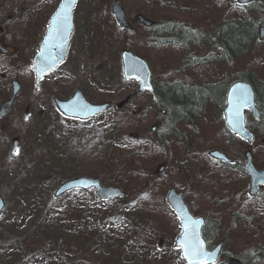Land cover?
I'll list each match as a JSON object with an SVG mask.
<instances>
[{
  "label": "rangeland",
  "instance_id": "374dc122",
  "mask_svg": "<svg viewBox=\"0 0 264 264\" xmlns=\"http://www.w3.org/2000/svg\"><path fill=\"white\" fill-rule=\"evenodd\" d=\"M58 1L0 0V48L6 51L0 52V104L10 95V81L16 80L21 86L8 115L0 119V198L5 206L0 215V264H183L173 248L177 232L174 215L168 210L172 215L169 223L163 217H153L160 220L162 228L138 203L152 188L149 182L157 187L158 197L153 194L157 204L167 207L166 193L174 189L191 216L218 223L208 248L223 241V253L229 258L239 254L243 264L259 257L264 245L256 243L242 249L232 242L226 222L233 218L221 216L224 213L218 212L220 208L217 211L218 206L226 209L231 204L234 208L243 205L247 177L236 169L225 170L207 157L218 150L242 167L249 147L237 139L223 145L222 114L213 106L202 108L195 120L187 119L171 129L158 119L165 111L153 110L150 95L138 93V84L123 78L120 54L124 47L139 58L146 52L152 79L188 87L213 84L223 78L230 81L238 71L251 67L248 63L252 60L244 59L236 65L214 60L222 49L213 53L207 49L196 53L194 49L190 59L205 61L194 67L184 63L183 53L167 51L153 56L145 43H138L140 33L149 31L131 23L132 32H126L115 24L110 13L112 0H79L65 61L35 87L28 63L38 52L47 19ZM118 1L129 20L137 14L158 20L155 0ZM220 1L232 15H242V7L234 0ZM183 2L176 0L171 6L180 9L178 21L202 36L201 24L193 22L200 9L192 6L182 11ZM201 15L202 25L205 19L208 21L209 32L210 21H222L216 19L218 13L214 11L206 17ZM163 62L167 65L162 66ZM75 89L92 104L111 102L112 106L87 122L67 120L56 110L53 98L67 99ZM126 99L118 109L116 105ZM246 123L258 134L261 127L249 114ZM130 137L157 139L167 148L165 152L168 150L152 168L142 170L146 183L137 187L135 194L123 188L119 175L118 145ZM260 147L262 151L252 159L258 170L264 167L263 136H258L250 149ZM160 166L164 168L158 174ZM217 171L232 178L230 191H221L215 182L202 191L206 174ZM78 176L97 178L104 186L120 188L126 196L101 202L89 191L53 198L61 183ZM171 219L176 225L170 223ZM216 264L226 262L220 259Z\"/></svg>",
  "mask_w": 264,
  "mask_h": 264
},
{
  "label": "trees",
  "instance_id": "16d2710c",
  "mask_svg": "<svg viewBox=\"0 0 264 264\" xmlns=\"http://www.w3.org/2000/svg\"><path fill=\"white\" fill-rule=\"evenodd\" d=\"M163 1L164 4L161 5L157 3L158 0L154 1L156 14H158V20H155L157 26L147 33H140L138 40V43L142 42L147 45L146 50L150 51L151 49L150 52L154 54L153 56L167 51L183 53L186 55L184 63L188 67H194L200 62H205L204 59L197 61L190 59L194 49L197 50L196 53H200V51L205 49L211 53L222 49L223 51H219V56L214 60H226L234 65L244 59L252 61L248 63L251 67L238 71L236 77H232V80L228 81V79L223 78L219 82L200 87H188L177 82L160 84L152 79L153 93L156 97L154 102L151 100L153 102L152 108L158 113H161L162 110L165 111L164 116L161 113L162 116L159 114L158 119L165 121L172 129L174 125L187 119L195 120L199 111L206 106L216 107L217 111L221 112L226 89L237 78L238 80L246 81L254 89L256 105L260 111L259 120L255 122V125L261 127L256 136L257 139L258 136L264 137V40L259 41L257 38L258 27L264 25V0H260L261 4H257L254 1V3L242 7V15H232L230 10L226 11L220 0H183L182 11L192 6L200 9L201 13L196 12L193 22L194 24H201L202 36H198L192 27L178 21L180 9L171 7L176 4V0ZM204 9L207 10V13H205ZM212 11L218 13L216 19L222 21H217V24L210 21L211 31L209 32L206 30V22L208 21L205 19L204 25H202L201 14L206 17ZM226 14L228 17L222 18ZM164 20H172L174 23H167ZM129 21L134 23L133 18ZM123 49H126V47ZM224 51L227 54L226 58L224 57ZM143 54L142 59L150 63L147 53L143 52ZM255 63L260 66H255ZM166 65L167 63H162V66ZM23 68V65L19 67L21 70ZM187 90L192 93H187ZM220 129L224 135V146L235 141V138L224 129L223 125H220ZM155 142L158 144L156 145ZM155 142L148 139L130 137L118 145V151L121 152L119 175L121 176L123 188H126L132 194H135L134 190L137 187L146 183L142 170L146 167L152 168L158 162L157 158H163L166 156L164 155L166 152L168 154V150L165 152L167 148L160 144L159 140L156 139ZM260 151H262L261 147L251 149L254 158H257V154ZM225 170L231 171L228 167ZM231 181L232 178L229 174L223 176L220 172L207 173L205 180L202 182V191L210 189L212 182H215L221 191L224 192L226 189L230 191ZM148 186L152 188L138 199V203L142 204L145 215L149 218L151 216V220L154 219L152 221L161 225L160 220L153 218L159 216V219L163 217L169 223L172 215L169 214L167 207L157 204L156 199L153 197V194L157 196V187L153 183L150 184V182ZM239 206V204H236L234 208V204H231L226 209H222L223 206L217 207V211L220 208L218 212L224 213L221 216L228 215L233 218L232 222H226L231 236L230 240L242 249L256 243L264 245V193L255 199L246 197L243 205ZM172 218L174 217L172 216ZM170 223L176 225L175 222H172V219ZM217 227V222L206 219L202 234L207 244L214 238V232H216ZM259 252L261 253L260 256L254 257L249 264H264V247ZM227 256V254H223L222 259L226 260ZM235 258L239 259L241 257L237 254Z\"/></svg>",
  "mask_w": 264,
  "mask_h": 264
},
{
  "label": "water",
  "instance_id": "95a60500",
  "mask_svg": "<svg viewBox=\"0 0 264 264\" xmlns=\"http://www.w3.org/2000/svg\"><path fill=\"white\" fill-rule=\"evenodd\" d=\"M79 0H59L56 8L47 20L45 32L39 43L38 52L33 56L29 63V68L34 75V85L38 86L40 81L50 72L54 71L61 65L67 54L70 43V36L74 30L73 11ZM239 5H246L252 0H236ZM111 14L117 26L128 32L131 27L126 20V15L118 0H113L111 5ZM135 20L138 25L144 29L153 27L154 22L144 18L142 15H136ZM2 30L0 29V33ZM258 40H264V26L258 29ZM4 52V51H3ZM123 77L126 80H136L139 83V91H151L150 72L147 65L140 59L134 57L129 52L121 54ZM20 92V86L16 81L11 82V95L8 100L0 106V119L4 118L16 97ZM54 103L58 112L71 119L87 121L93 119L106 112L110 103H102L93 105L87 102L79 90H75L71 98L65 101L54 99ZM123 103L119 104L121 107ZM249 111L253 119L259 118V112L255 106L254 92L252 87L244 82L239 81L229 86L225 96V106L222 112L223 124L225 128L236 137L252 143L253 134L246 128L244 116ZM208 156L225 165H232L233 161L227 158L218 150L211 151ZM163 167L158 169L161 173ZM243 171L248 177L247 195L255 198L264 188V168L257 170L252 164L251 154H245V162ZM93 189L99 200H113L123 198L125 195L118 189L113 187H103L97 179L88 177H77L62 183L54 192V198L66 194L74 190L88 191ZM166 202L170 206L172 212L179 222L180 234L176 237L174 246L180 250V257L184 264H190L189 259H185V253L182 250L186 239L192 242L199 241L203 245V256L197 258L193 264H215L221 253L223 242H220L213 249L207 251L205 242L202 238V228L204 219L202 217L193 218L180 196L170 190L166 197ZM4 208V203L0 199V213ZM227 264H242L238 259H229Z\"/></svg>",
  "mask_w": 264,
  "mask_h": 264
},
{
  "label": "snow or ice",
  "instance_id": "6c2138e0",
  "mask_svg": "<svg viewBox=\"0 0 264 264\" xmlns=\"http://www.w3.org/2000/svg\"><path fill=\"white\" fill-rule=\"evenodd\" d=\"M185 253L184 258L190 260V264H193V262L203 256V245L199 241L192 242L190 239H186L184 243V247L182 249Z\"/></svg>",
  "mask_w": 264,
  "mask_h": 264
},
{
  "label": "flooded vegetation",
  "instance_id": "af4514ba",
  "mask_svg": "<svg viewBox=\"0 0 264 264\" xmlns=\"http://www.w3.org/2000/svg\"><path fill=\"white\" fill-rule=\"evenodd\" d=\"M122 53H123V51H122ZM121 53V54H122ZM139 93H141V92H139ZM70 98V97H69ZM69 98H67V99H69ZM67 99H64V100H67ZM127 100V99H126ZM53 101H54V98H53ZM54 103V102H53ZM111 105H112V103L111 102H109ZM119 104H120V102L116 105L117 106V108L119 109L120 107H119ZM122 107V106H121ZM235 167L237 168L238 166L237 165H235ZM171 189H169L168 191H167V193H166V196H165V202H166V197H167V194H168V192L170 191ZM172 190H174V189H172ZM205 225H206V221H205V223H204V227H205Z\"/></svg>",
  "mask_w": 264,
  "mask_h": 264
},
{
  "label": "bare ground",
  "instance_id": "6f19581e",
  "mask_svg": "<svg viewBox=\"0 0 264 264\" xmlns=\"http://www.w3.org/2000/svg\"><path fill=\"white\" fill-rule=\"evenodd\" d=\"M1 135V134H0Z\"/></svg>",
  "mask_w": 264,
  "mask_h": 264
}]
</instances>
